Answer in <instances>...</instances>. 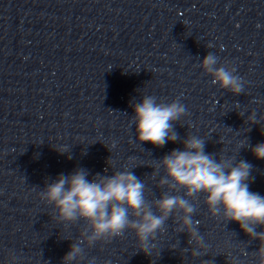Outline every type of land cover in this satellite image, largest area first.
<instances>
[{
  "label": "clouds",
  "instance_id": "obj_1",
  "mask_svg": "<svg viewBox=\"0 0 264 264\" xmlns=\"http://www.w3.org/2000/svg\"><path fill=\"white\" fill-rule=\"evenodd\" d=\"M200 67L212 77V84H218L233 95L244 93V81L235 74V67L220 64L215 54L209 52ZM132 107L139 144L148 142L163 147L179 140L174 123L186 115L185 105L179 99L165 103L158 102L155 96L145 95ZM247 120L259 124L255 113L248 115ZM181 142L183 150L174 149L159 160L165 176L158 181V186L166 187L168 191L151 204L145 196V183L127 169L111 176L98 173L89 180L88 170L78 168L71 174H60L55 180L46 181L39 195L55 210L56 219L61 223L84 220L87 224L81 237L71 244L62 264H73L82 258L84 249L81 245L93 246L98 240L123 235L125 230L133 231L141 251L150 255L148 241L155 239L174 213L178 223L176 231L187 232L189 244L203 247V237L198 232L199 221L193 219L195 207L190 202V198L201 193L205 195L204 203L212 215L222 214L227 222H237L246 234L261 242L256 255L259 264H264V231L255 230L256 226L264 225V196L249 190L252 165L245 160L236 162L221 156L216 159L205 152L206 140L202 137L188 135ZM56 150L61 154L69 153ZM251 152L256 159L264 160V143L253 146ZM68 158L71 159V155ZM181 189L183 196L169 194ZM199 247L192 249L194 256L201 254ZM89 264H94V258Z\"/></svg>",
  "mask_w": 264,
  "mask_h": 264
}]
</instances>
